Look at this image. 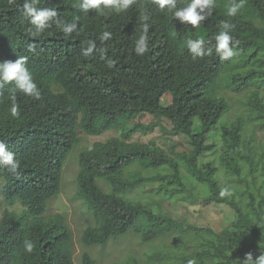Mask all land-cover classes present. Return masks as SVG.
Returning a JSON list of instances; mask_svg holds the SVG:
<instances>
[{"label":"trees","instance_id":"1","mask_svg":"<svg viewBox=\"0 0 264 264\" xmlns=\"http://www.w3.org/2000/svg\"><path fill=\"white\" fill-rule=\"evenodd\" d=\"M231 2L214 0V7L198 10L205 19L194 28L167 8L160 10L154 0H135L120 13L101 5L103 12L92 9L87 14L79 7L81 0H39L35 7L54 8L58 16L46 22L41 35L34 36L30 29L35 31V27L22 13L23 0H0V64L26 56V66L40 91L38 100L17 91L19 114L14 116L9 96L15 85L0 81V142L20 162L16 173L0 167V191L6 205L19 202L23 206L20 213L5 210L0 217V264H74L69 252L72 234L63 216L43 215L48 201L59 194L61 169L77 142V129L90 136L117 133L78 155L75 197L93 218V224L81 233L84 246L102 247L132 230L143 243L174 235V255L161 253L157 258L180 264L190 259L196 264H239L247 253L253 261L264 254V146L254 162L251 155L257 151L241 139L242 121L221 130L219 163L226 174L242 183L243 209L235 192L219 196L224 187L210 162L214 145L207 141L229 110L214 92L223 68L233 62L215 51L214 37L220 31L228 30L233 37L229 47L252 63L242 74L228 75L231 89L239 93L257 85L259 79L264 81V0H244L238 13L229 17ZM188 3L191 0H175L177 9ZM142 13L147 16L144 21ZM58 21L77 28L66 33ZM144 24L148 50L137 55L136 41L144 34ZM105 31L111 39H100ZM200 38L205 40L200 48L203 55L187 47L188 40ZM89 41L94 47L86 57ZM53 87L61 91L54 92ZM164 97L171 99L170 104L161 105ZM250 102L264 122L262 96L255 92ZM154 118L185 135L191 148L176 153L170 147L167 154L154 142L131 141L134 134H148L158 126ZM193 119L198 120L195 131ZM241 160L250 183L241 176ZM180 164L195 182L206 186L201 202L234 209L237 220L228 228L215 233L185 225L144 202L122 197L154 183L161 194L195 203L181 179ZM131 166H137L138 172L125 175ZM256 168L261 173L258 184ZM99 182L109 190L104 191ZM25 240L34 243L31 253L24 250ZM80 264L96 263L83 253ZM126 264L138 263L131 257Z\"/></svg>","mask_w":264,"mask_h":264},{"label":"rangeland","instance_id":"2","mask_svg":"<svg viewBox=\"0 0 264 264\" xmlns=\"http://www.w3.org/2000/svg\"><path fill=\"white\" fill-rule=\"evenodd\" d=\"M252 63L242 58V55L233 57V62L229 67L223 68L221 77L214 84V92L217 96L222 97L228 104L229 110L222 117L218 125L208 134L207 141L214 145V152L210 155L212 168L218 175V182L223 187L229 188L230 192H235L240 198V206L245 209L244 193L242 192V183L235 176L226 174L220 163L218 155L221 150L222 128L228 127L236 120L243 122L241 139L247 141L253 150L257 153L252 154L251 158L254 162L258 160V151L264 146V122L257 117L254 109L251 107L250 99L252 94L257 92L262 96L264 101V81L257 80V85H252L250 89L243 90L239 93L234 92L228 85L227 77L231 72L242 74ZM255 65V64H254ZM256 66V65H255ZM54 92L61 91L58 87H53ZM171 99L164 97L161 103L162 106L170 104ZM156 126L148 134L137 133L131 138V141L137 143L154 142L165 153L168 154L170 147H173L176 153H186L190 148V142L185 135L174 133L163 120L154 118ZM198 128V120L193 119V130ZM77 142L66 157L61 172L59 194L48 201L44 217L53 215H62L67 227L71 231L72 240L69 245L74 264H80L81 255L87 253L96 264H126L129 258H134L138 264H180L175 260L157 258L161 253H170L174 255L175 243L174 235L157 238L156 240L143 243L140 241L137 234L129 231L126 235L117 239H110L105 246H90L85 247L81 242V233L87 226L93 224V218L85 205L75 197L76 177L80 171L78 167V155L84 150L89 149L94 143L106 140L109 137L117 136L115 131H107L98 136H90L83 133L80 129L76 131ZM241 176L250 183L246 175V163L240 161L238 165ZM181 179L186 188L196 198L195 203L191 204L187 201H181L171 195L161 194L156 191L154 183L143 188L130 190L122 197L134 201L139 200L150 206L154 211L161 212L171 216L173 219L185 225H191L203 230H211L215 233L228 228L237 220V215L234 209L226 204H218L214 202L203 203L200 198L206 195L207 188L203 184L195 182L187 173L184 164L179 165ZM138 172L137 166H131L126 172ZM143 175L147 176V172L143 171ZM256 177L255 182H260L261 173L258 168L254 170ZM247 176V177H246ZM3 181L0 180V189ZM104 191H108L109 187L106 183H98ZM13 211L20 213L23 206L19 202H14L8 206L3 201V196L0 191V217L5 211ZM154 258H148L151 256Z\"/></svg>","mask_w":264,"mask_h":264},{"label":"clouds","instance_id":"3","mask_svg":"<svg viewBox=\"0 0 264 264\" xmlns=\"http://www.w3.org/2000/svg\"><path fill=\"white\" fill-rule=\"evenodd\" d=\"M10 2H15V0H10ZM154 2L156 5H158L160 10L167 8L168 11L173 12L174 17L178 18L181 22H186L194 28L199 25L200 21L205 19V16L200 15L199 12H203L205 8L214 7V0H191V3H188L186 7L179 9L176 8L175 0H154ZM243 2L244 0H232L227 8V15L229 17L235 16L243 7ZM37 3H39V0H32L31 4H29L28 0H23L22 6V13L24 17L29 19V23L35 27V31L30 29L32 35L34 36L41 35L44 32L46 22L51 21L53 18L58 16V13L54 8H37L35 7ZM133 3H135V0H81L79 7L85 14H87L89 10L92 9L103 12V8L111 9L117 13H120L126 11ZM101 5H103V8H101ZM146 19L147 16L142 13L141 20L144 21ZM57 26L66 33H71L77 28L76 24H67L66 22L60 21L57 22ZM224 26L227 29L228 25L225 24ZM147 28L148 26L144 24V34L141 35L136 41L135 52L137 55H143L148 50L146 36ZM100 39H111V33L107 31L103 32L100 36ZM214 39L216 41L215 51L221 56L222 59L229 60L234 56L239 55L238 51H234L233 48L229 47L230 43L233 41V37L229 34L228 30L220 31L214 37ZM88 43L89 47L84 52L86 57L92 52L94 47L92 41H89ZM204 43L205 40L203 38L188 40L187 47L191 52L196 53L197 55H203V53L200 51V48ZM29 50H32L31 45H29ZM27 60L28 58L26 56H20L15 60V62H5L0 64V81H2L4 84L15 85L9 96L11 101V113L14 116L19 114V106L16 103L17 91L23 93L27 97L37 100L40 99V91L37 87V84L33 81L32 75L26 66ZM2 86L3 85H0V87ZM0 167H6L11 173H16L20 167L19 160L15 159V153L10 150H6V146L3 142H0ZM230 195L231 192L227 187L222 188L219 192V196L222 198ZM23 247L26 252L31 253L34 248V243L31 240H25ZM187 264H196V261L195 259H190L187 261ZM239 264H264V254H260L258 258L253 261L252 254L247 253L245 259L243 261H239Z\"/></svg>","mask_w":264,"mask_h":264}]
</instances>
